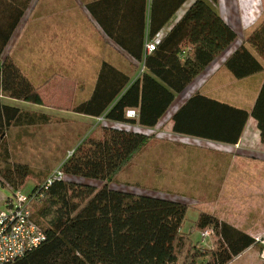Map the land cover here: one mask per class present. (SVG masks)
I'll use <instances>...</instances> for the list:
<instances>
[{"label":"trees","instance_id":"obj_1","mask_svg":"<svg viewBox=\"0 0 264 264\" xmlns=\"http://www.w3.org/2000/svg\"><path fill=\"white\" fill-rule=\"evenodd\" d=\"M184 1L172 0V12L166 17L158 13L156 18L152 16V36L163 30ZM212 3L217 0H192L184 15L160 38L154 53L145 58L133 57L144 63L145 72L131 86L125 74L103 65L93 97L74 111L91 117L105 114L109 122L156 127L176 95L238 38ZM11 6L0 0V184L18 191L26 185L30 170L28 165L10 162L7 133L12 127L40 123L46 116L5 105L2 100L10 97L43 103L19 67L2 57L26 11ZM226 66L237 79L264 71V20L229 57ZM200 102L211 103L217 109V130L185 126L195 124ZM129 109H137L138 118H127ZM252 116L264 144V84ZM248 118L249 113L244 110L198 95L174 116L173 130L237 144ZM154 140L158 138L109 123L94 129L62 165L66 180L54 181L35 205V220L44 230L46 241L12 264H229L257 246V239L226 222L215 230L219 237L215 247L196 245L191 240L192 233H183L188 204L111 187L134 157ZM68 178L103 185L96 189ZM213 224L212 216L202 212L196 230L205 231Z\"/></svg>","mask_w":264,"mask_h":264},{"label":"crops","instance_id":"obj_2","mask_svg":"<svg viewBox=\"0 0 264 264\" xmlns=\"http://www.w3.org/2000/svg\"><path fill=\"white\" fill-rule=\"evenodd\" d=\"M5 1L13 4L11 7L18 6L26 11L2 57H8L19 67L38 90L43 103L40 105L2 97L3 103L31 114L46 116L40 123L12 127L7 133V138L11 141L10 162L28 165L30 173L27 183L31 179L36 187L48 179L55 164L49 162L42 165L38 172H34L29 162L15 161V146L25 147V150L32 152L47 142L48 150L52 154H58L59 118L62 113L67 114L73 124L87 125L81 134H77V144L69 150V153L74 152L92 134L98 118L76 113L74 108L91 100L103 65L108 64L125 74L129 78L128 86L134 84L144 74L145 65L138 63L133 57L143 55L145 58L147 45L159 37H165L187 11L192 0H185L183 6L180 3L173 19L171 17L163 30L155 36H152L151 32L152 16L156 18L157 13L158 16L169 15L173 9L172 0H156V3L155 0ZM263 2L264 0L261 4L259 0H217L212 6L237 32L238 29L242 30L257 22L255 15L259 8L264 7ZM240 12L243 16L237 19L236 15ZM240 45L237 38L226 52L183 92L177 94L156 127L146 128L108 120L105 122L119 128L156 136L160 143L152 147L153 149L164 148L167 152L170 148L169 156L179 155L178 162L186 164L184 170L175 172L176 174L163 184L190 187H184L185 192L172 189L161 194L170 200H183L190 206L189 209H195L191 217L193 223L199 219L202 212L212 216L214 224L210 228L214 230L215 235L208 240L210 243L204 246L208 249L215 247L214 242H219L215 230L222 222L255 239L264 238V144L258 123L252 116L264 84V71L243 79H237L233 75L226 62ZM198 95L249 113L247 124L237 144L173 130L174 116ZM66 102L73 104V110L65 111L60 108V105ZM213 107L211 103L200 102L195 124L185 126L211 132L217 130L220 119L217 109ZM129 110H135L137 115L139 113L137 109ZM55 161L57 170L61 166L58 155ZM180 176H185V179L187 177L186 181L182 180V184L175 180ZM195 177L199 179L197 184H205L208 186L207 190L213 188L214 193L200 200L193 197V185L197 184L190 178ZM183 233L190 234L185 227ZM192 234L191 240L195 244ZM260 246L263 248L258 242L257 246L250 247L229 264L237 263L248 254L255 256L246 264H262V254L256 252Z\"/></svg>","mask_w":264,"mask_h":264},{"label":"rangeland","instance_id":"obj_3","mask_svg":"<svg viewBox=\"0 0 264 264\" xmlns=\"http://www.w3.org/2000/svg\"><path fill=\"white\" fill-rule=\"evenodd\" d=\"M261 1L262 0H259L260 4H261ZM263 4H264V2H263ZM255 11H256V9H255ZM242 16H243V13L240 12L236 15V18L240 19ZM255 19L257 22H255L254 25L246 26L242 30H240V29L237 30L238 40L240 41L241 45L247 41L248 37L252 34V32L264 20V7L259 8L257 10V13L255 15ZM60 108L65 110V111H67V109L73 110V104L66 102L63 105V103H62L60 105ZM60 114H61V117L59 118V125H60L59 126V132H60V135H59V153L56 154L54 152L52 154L48 150L47 142H44L43 146H39L36 149H33L32 152L25 150V147L21 148L19 146H15V148L17 149V151L14 152V157H15L16 162H21V161L22 162H25V161L29 162L32 165L34 172H38V169L42 165H47L49 162H53L55 165L53 166L54 168L51 169V173H50V176H51V174L56 171V167H55L56 166V163H55L56 162L55 161L56 155H58V157H59V163L61 164V166L63 165L62 163H65L64 161L68 160L69 156L73 153V152L69 153V150H71L73 148V146H75L77 144V142L79 141V139L77 138V134H81L83 132V128H87V125L84 126L83 124H75V123L73 124L70 121L69 116L67 114H65V113H64L65 115H62V113H60ZM99 133H100V131L98 132V134ZM6 142H7L8 149H10V147H11L10 138H7ZM159 143H160L159 140L158 141H155V140L152 141L148 147H146L136 157H134V159L131 161V163L118 176L117 181L115 183L111 184V187L114 189L129 191V192H132L135 194H143V195L148 194V195H153V196H157V197H161V198L165 197L161 193L167 192L168 190L172 191V189H173V190H176L177 192H179V191L185 192L186 190L184 189V187L187 188L190 186H187V185H179V186H173L172 185L171 186V185L163 184V182H165V180L169 181L170 180L169 178H171V176L176 174L175 172H180V170L181 171L184 170V167L186 164L185 163L181 164L180 162H178L179 161V157H178L179 155L177 156V154L169 156L171 154L169 152L170 148H168L167 152H165L164 148H160L158 150H155L152 148ZM20 149H22V150H20ZM166 157H167V159H165ZM158 159H160V161H162V162H158L159 161ZM199 168H200V166L197 167V169H199ZM184 177L185 176H180L175 180L179 181L180 184H182L183 183L182 180L183 181L187 180V177H186V179ZM190 179L195 184H197V182L199 181V179L197 177L190 178ZM46 180L37 184L36 187H38L39 185L44 183ZM69 180H72V181L80 183V184H87V185L95 187L96 189L100 188L103 185L101 182L84 180V179H79V178L78 179L70 178ZM200 182L202 183V180H200ZM175 185H177V184H175ZM193 187H194V191L191 192V194L193 197H197L199 200L205 199L214 193L213 188L207 190L208 186H206L205 184H197V185H193ZM34 188H35V184L30 179L28 181V183H26L24 188H22V191L25 194H28V193L32 192ZM12 196H13L12 188L8 185L5 187H2V185L0 184V210H4L6 207L4 205V200H2V199L11 198ZM182 201L183 200H181V202ZM184 202L185 201H183V203ZM34 210L36 213V210H37L36 206L34 207ZM194 212H195V209H189L188 210L187 216L190 219L186 216V219H185V222L183 225V229L185 227L187 229L188 233H190V234L193 233L192 235H193V239H194V242L196 245L206 246L210 242L207 241V244H203L201 242V240H202L201 239V232L199 230H196V223L198 220L194 223H193V221H191V217L194 214ZM191 223H192V227H191ZM213 240L215 241L216 238H214ZM214 244L216 245L217 243L214 242ZM262 251L263 250L261 249V246L256 249V252L258 254H260V253L262 254ZM254 256L250 255V254L245 255L235 264H246L249 262L250 259H252L251 257H254Z\"/></svg>","mask_w":264,"mask_h":264},{"label":"built area","instance_id":"obj_4","mask_svg":"<svg viewBox=\"0 0 264 264\" xmlns=\"http://www.w3.org/2000/svg\"><path fill=\"white\" fill-rule=\"evenodd\" d=\"M159 43L160 37L149 43L146 47V56L154 53ZM137 117L135 110L127 112V118L136 119ZM106 120V116L98 117L95 129L104 124ZM72 155L73 153L69 158ZM61 168L62 166L32 193L25 194L22 190H18L13 191L11 198H5L6 207L0 210V264H12L46 241L47 236L44 230L35 220L34 207L45 197V192L54 181L66 180L67 177ZM214 235L212 228L203 231L201 242L207 244V241ZM257 241L263 246L262 257L264 259V238H258Z\"/></svg>","mask_w":264,"mask_h":264}]
</instances>
